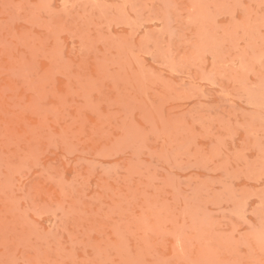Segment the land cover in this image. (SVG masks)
<instances>
[{
  "label": "rangeland",
  "instance_id": "374dc122",
  "mask_svg": "<svg viewBox=\"0 0 264 264\" xmlns=\"http://www.w3.org/2000/svg\"><path fill=\"white\" fill-rule=\"evenodd\" d=\"M0 264H264V0H0Z\"/></svg>",
  "mask_w": 264,
  "mask_h": 264
}]
</instances>
